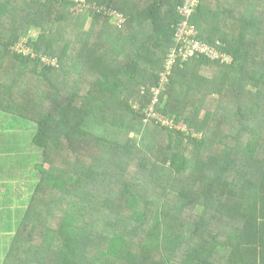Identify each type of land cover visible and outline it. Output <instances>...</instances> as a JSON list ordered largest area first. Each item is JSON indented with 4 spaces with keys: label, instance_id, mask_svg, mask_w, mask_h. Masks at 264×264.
<instances>
[{
    "label": "trees",
    "instance_id": "16d2710c",
    "mask_svg": "<svg viewBox=\"0 0 264 264\" xmlns=\"http://www.w3.org/2000/svg\"><path fill=\"white\" fill-rule=\"evenodd\" d=\"M85 1L125 19L0 0V110L36 178L3 264H264V0H200L232 61L173 66L155 110L175 127L143 110L182 0Z\"/></svg>",
    "mask_w": 264,
    "mask_h": 264
},
{
    "label": "crops",
    "instance_id": "0c3cea01",
    "mask_svg": "<svg viewBox=\"0 0 264 264\" xmlns=\"http://www.w3.org/2000/svg\"><path fill=\"white\" fill-rule=\"evenodd\" d=\"M1 112L0 110V264H3L13 239L18 230L22 229L36 178L30 172L32 167L27 165V158L32 154L30 136L28 138L27 135H21V127L10 124V117ZM262 212L264 213V208Z\"/></svg>",
    "mask_w": 264,
    "mask_h": 264
},
{
    "label": "built area",
    "instance_id": "2783aa9c",
    "mask_svg": "<svg viewBox=\"0 0 264 264\" xmlns=\"http://www.w3.org/2000/svg\"><path fill=\"white\" fill-rule=\"evenodd\" d=\"M80 1V5L90 12H96L104 16L115 15L117 18L116 24L120 25L125 17L123 14L115 9L108 8L104 4H98L96 2ZM200 0H182L176 8V12L179 16V20L176 24L173 44L167 50L166 56L163 60V69L159 74L158 84L151 88L152 99L147 108L143 111L146 114V119L150 117H156L162 125L175 127L172 118L161 115L155 110V103L158 100L163 86L168 81V76L175 64H181L188 61L192 57L203 56L211 61H217L220 64H229L232 61V55L222 50L220 47L221 42L216 39L215 42L209 43L199 36V31L196 25L191 21V16L195 12ZM21 43L16 44V49L21 50ZM43 62L46 64L56 65L55 59L43 58ZM135 108H139L135 103Z\"/></svg>",
    "mask_w": 264,
    "mask_h": 264
},
{
    "label": "rangeland",
    "instance_id": "374dc122",
    "mask_svg": "<svg viewBox=\"0 0 264 264\" xmlns=\"http://www.w3.org/2000/svg\"><path fill=\"white\" fill-rule=\"evenodd\" d=\"M110 17V19H111V22H113L114 24H116V21H117V18H116V16L115 15H111V16H109ZM89 22V21H88ZM86 23V27L88 28L89 27V25H90V22L89 23ZM29 35L30 36H35L36 35V32L34 31V30H30L29 31ZM230 36H229V39H228V41H231V38H232V36H233V38H234V36H235V33L233 32V33H230L229 34ZM26 40V39H25ZM23 42H24V39H23ZM21 45V44H20ZM24 45V44H23ZM21 49H23L24 50V52L26 53V52H28V47H23L22 45H21ZM259 56H261V55H258L257 57H259ZM135 104V103H134ZM177 127H181L182 129H185L184 128V125L181 123V124H178L177 125ZM86 240V242L87 243H89L91 246H93V247H97V242L96 241H94V240H90V239H85Z\"/></svg>",
    "mask_w": 264,
    "mask_h": 264
}]
</instances>
